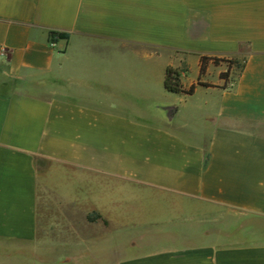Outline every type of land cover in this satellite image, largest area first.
Here are the masks:
<instances>
[{"label": "crops", "instance_id": "crops-1", "mask_svg": "<svg viewBox=\"0 0 264 264\" xmlns=\"http://www.w3.org/2000/svg\"><path fill=\"white\" fill-rule=\"evenodd\" d=\"M40 257L264 264V0H0V264Z\"/></svg>", "mask_w": 264, "mask_h": 264}, {"label": "trees", "instance_id": "trees-1", "mask_svg": "<svg viewBox=\"0 0 264 264\" xmlns=\"http://www.w3.org/2000/svg\"><path fill=\"white\" fill-rule=\"evenodd\" d=\"M49 38L52 42H57L59 40H68L69 34L51 31L49 34ZM210 62H212L214 65H219L220 63L224 62V63L229 64L230 67L233 64H236V62H234L233 60L218 59V58H213L209 56H202L200 58V76L205 75L207 71V67ZM220 77L222 79L227 80L228 73H222ZM197 85L211 87V85L201 83V82H198ZM197 85L194 84V85H191L189 88H185L180 79V72L177 69H174L171 67H168L166 69L164 86L167 92L173 93V94H183V95L190 96L194 94ZM98 217L99 216H97V218Z\"/></svg>", "mask_w": 264, "mask_h": 264}, {"label": "rangeland", "instance_id": "rangeland-1", "mask_svg": "<svg viewBox=\"0 0 264 264\" xmlns=\"http://www.w3.org/2000/svg\"><path fill=\"white\" fill-rule=\"evenodd\" d=\"M192 73H193V71H192ZM6 245H8V244L6 243ZM41 261H44V258L40 257V258H36V260H34V262H36V264H40ZM6 264H10V263L6 262ZM11 264H13V262H11Z\"/></svg>", "mask_w": 264, "mask_h": 264}]
</instances>
